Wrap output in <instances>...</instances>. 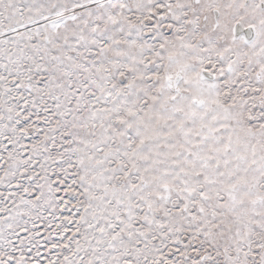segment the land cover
Returning <instances> with one entry per match:
<instances>
[{"label":"snow or ice","instance_id":"obj_1","mask_svg":"<svg viewBox=\"0 0 264 264\" xmlns=\"http://www.w3.org/2000/svg\"><path fill=\"white\" fill-rule=\"evenodd\" d=\"M0 264H264V0H0Z\"/></svg>","mask_w":264,"mask_h":264}]
</instances>
